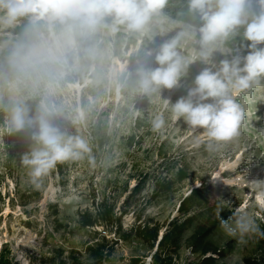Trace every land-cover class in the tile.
Listing matches in <instances>:
<instances>
[{
    "label": "rangeland",
    "instance_id": "1",
    "mask_svg": "<svg viewBox=\"0 0 264 264\" xmlns=\"http://www.w3.org/2000/svg\"><path fill=\"white\" fill-rule=\"evenodd\" d=\"M164 11L172 21L198 23L188 13L187 0H168ZM27 25V18H21L15 27L0 29V96L4 103L11 96L27 97L30 115H34L49 77L12 73L9 54L21 42L34 47L40 56L47 55L49 48L59 49L64 62L46 65L56 69L53 99L63 111L55 123L88 142L97 167L87 158L59 163L61 172L56 166L37 189L20 162L31 144L30 130L9 134L3 131L4 123L0 126V251L8 260L17 264H91L84 247L92 232L78 227L77 212L90 207L93 191L96 197L105 192L119 205L138 180L143 182L141 190L130 199L128 214L122 217L123 228L133 222V212L141 215V221L165 223L177 215L179 200L191 189L195 191L188 203L189 213L199 209L192 203L200 201L205 207L198 217L201 222L209 223L217 213L226 211L233 217L227 221L234 224L238 208L247 211L256 226L264 219V196L251 191L249 183L264 180V84L238 97L246 106L241 135L223 153L213 154L207 151L200 132H192L182 121L173 122L164 106L166 99L175 102L186 94L184 86L204 67L199 60L189 65L180 87L165 89L160 95L139 94L131 83L119 86L124 83L122 66L127 62L134 69L143 50L156 49L174 38L179 24L153 25L144 35L129 33L122 26L117 31L100 27L88 37L75 36L74 47L59 24L51 30L41 24L26 34ZM240 40V36L231 38L225 46L238 47ZM181 44L183 54L189 55L193 45ZM224 58L219 52L213 57L216 63ZM17 77L19 91L9 83ZM158 112H164L167 120L162 134L153 132L150 125V118ZM196 139L202 141L199 146ZM168 178L174 182L172 189L151 197L155 182ZM255 234L232 236L222 226L216 228L210 239L228 249L221 264H243L244 257L257 256ZM147 255L148 249L138 240H120L102 264H125L131 257L150 264ZM195 260L183 244L178 264Z\"/></svg>",
    "mask_w": 264,
    "mask_h": 264
},
{
    "label": "clouds",
    "instance_id": "2",
    "mask_svg": "<svg viewBox=\"0 0 264 264\" xmlns=\"http://www.w3.org/2000/svg\"><path fill=\"white\" fill-rule=\"evenodd\" d=\"M167 4L168 0H0V29L15 27L21 18L28 20L26 34L41 24L49 30L59 24L62 35L74 47L75 36L88 37L100 27L117 31L122 26L129 33L144 35L153 25L179 24L174 38L156 49L145 48L134 69L130 70L127 62L122 66L124 83L119 86L131 83L139 94L160 95L165 89L180 87L189 65L199 60L204 67L184 86L186 94L175 102L166 99L164 106L173 122L182 121L192 132L202 134L209 153L221 154L241 135L246 106L238 97L264 84V0H187L188 13L198 22L188 24L172 21L164 11ZM237 36L241 37L238 47L225 46ZM181 41L193 45L187 56ZM217 52L225 56L219 63L213 59ZM63 62L59 49L49 48L47 55L40 56L34 47L16 44L8 57L9 70L29 77L44 73L49 83L34 115H30L27 97L11 96L4 103L0 96V110L5 113L3 131L13 134L30 130L31 144L20 162L37 189L58 163L87 158L93 168L97 167L88 142L55 123L63 111L53 99L56 69L46 65ZM9 83L19 91V77ZM150 125L153 132L162 134L167 126L164 112L154 114ZM201 143L196 139L197 146ZM249 183L251 191L264 196V180ZM234 215V224L220 219L230 235L259 231L247 211L238 208Z\"/></svg>",
    "mask_w": 264,
    "mask_h": 264
},
{
    "label": "trees",
    "instance_id": "3",
    "mask_svg": "<svg viewBox=\"0 0 264 264\" xmlns=\"http://www.w3.org/2000/svg\"><path fill=\"white\" fill-rule=\"evenodd\" d=\"M4 117L5 113L0 110V126L4 123ZM130 145L131 142L128 143V146ZM56 166L57 170L61 172L59 163ZM142 183L140 180L136 181L119 205L105 192H102L100 197H96L93 191L90 207L77 212L78 227L92 232V238L84 247V253L90 263L102 264L105 258L112 253L118 241L126 242L133 238L148 249L147 256L150 259V264H178L179 252L183 244L190 255L196 258L195 262H185L184 264H221L228 254V249L215 245L210 236L216 228L221 226V217L230 220L233 218L232 214L221 211L209 223L199 221L198 217L203 215L205 210L200 201L192 203L199 209L189 213L188 203L191 202L194 189H191L185 197L179 200L176 208L177 215L165 223L141 221V215L133 212V222L123 228L122 217L128 214L130 199L141 190ZM173 184V180L169 178L156 181L151 197L169 192ZM127 191L124 188L122 192ZM56 212L54 213L56 214ZM257 227L259 231L256 232L255 237L259 253L254 257H244L243 264H264V235H261L264 233V219H261ZM110 234L114 238H107ZM1 252L0 264H17L8 260ZM125 264H145V261L141 257H131Z\"/></svg>",
    "mask_w": 264,
    "mask_h": 264
},
{
    "label": "water",
    "instance_id": "4",
    "mask_svg": "<svg viewBox=\"0 0 264 264\" xmlns=\"http://www.w3.org/2000/svg\"><path fill=\"white\" fill-rule=\"evenodd\" d=\"M160 236H161V234H160ZM160 236L158 237V239L160 238Z\"/></svg>",
    "mask_w": 264,
    "mask_h": 264
}]
</instances>
